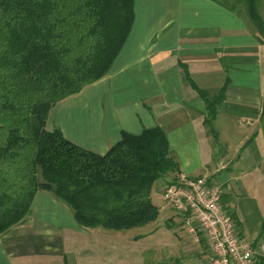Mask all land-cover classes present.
Returning <instances> with one entry per match:
<instances>
[{
  "label": "crops",
  "instance_id": "crops-1",
  "mask_svg": "<svg viewBox=\"0 0 264 264\" xmlns=\"http://www.w3.org/2000/svg\"><path fill=\"white\" fill-rule=\"evenodd\" d=\"M246 10L240 0L239 17L217 0H134L131 31L108 74L58 102L46 130L103 155L122 133L160 128L182 172L220 185V205L264 264V0L261 26ZM29 206L0 234V264H146L151 250L156 264H208L203 239L158 252L137 245L135 228L79 225L50 192H36Z\"/></svg>",
  "mask_w": 264,
  "mask_h": 264
},
{
  "label": "trees",
  "instance_id": "trees-1",
  "mask_svg": "<svg viewBox=\"0 0 264 264\" xmlns=\"http://www.w3.org/2000/svg\"><path fill=\"white\" fill-rule=\"evenodd\" d=\"M240 1L261 26L258 0ZM133 16L134 0H0V234L29 214L41 190L85 228L118 231L158 217L151 187L182 172L160 128L122 133L103 155L46 130L58 102L108 74Z\"/></svg>",
  "mask_w": 264,
  "mask_h": 264
},
{
  "label": "built area",
  "instance_id": "built-area-1",
  "mask_svg": "<svg viewBox=\"0 0 264 264\" xmlns=\"http://www.w3.org/2000/svg\"><path fill=\"white\" fill-rule=\"evenodd\" d=\"M221 187L207 177L179 173L163 187V201L181 216L195 241L206 244L208 264H255L258 251L237 235L233 219L220 205Z\"/></svg>",
  "mask_w": 264,
  "mask_h": 264
},
{
  "label": "rangeland",
  "instance_id": "rangeland-1",
  "mask_svg": "<svg viewBox=\"0 0 264 264\" xmlns=\"http://www.w3.org/2000/svg\"><path fill=\"white\" fill-rule=\"evenodd\" d=\"M217 1H219V3L223 4L230 10L234 11L235 14L239 17V2H237V0H217ZM163 179H165V177H163ZM163 183L167 184V179L163 180ZM163 187L159 188L156 185L155 186L153 185L151 187L150 197L152 195V202L159 209V214L156 220L153 221L152 223H148L141 227H136L135 228L137 229L136 231L133 230V232L135 231L134 232L135 234L141 233V237L139 238L141 242L137 243V245L140 246L147 244L151 246L152 244H155L157 246L158 252H161L162 249L165 252L176 253L179 251V246L183 251H186L188 245L191 247L192 245L191 242H193V237L192 235L188 234V227L183 224L181 216L178 215L173 210L170 204L163 201L162 198ZM165 224L168 227L162 226ZM138 249H140V247H138ZM151 251H148L144 255L146 259V264H156L155 262L153 263V261H151V257H152Z\"/></svg>",
  "mask_w": 264,
  "mask_h": 264
}]
</instances>
